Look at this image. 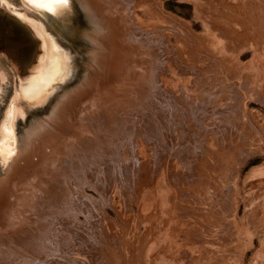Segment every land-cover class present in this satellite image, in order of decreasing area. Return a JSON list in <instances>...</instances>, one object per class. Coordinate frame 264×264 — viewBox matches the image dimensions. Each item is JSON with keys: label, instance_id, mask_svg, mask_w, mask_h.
I'll use <instances>...</instances> for the list:
<instances>
[{"label": "rangeland", "instance_id": "1", "mask_svg": "<svg viewBox=\"0 0 264 264\" xmlns=\"http://www.w3.org/2000/svg\"><path fill=\"white\" fill-rule=\"evenodd\" d=\"M72 79L0 169V264H264V0H73Z\"/></svg>", "mask_w": 264, "mask_h": 264}, {"label": "water", "instance_id": "2", "mask_svg": "<svg viewBox=\"0 0 264 264\" xmlns=\"http://www.w3.org/2000/svg\"><path fill=\"white\" fill-rule=\"evenodd\" d=\"M77 25L73 0H0V169L10 164L17 129L29 112L47 107L72 79L69 46L44 24Z\"/></svg>", "mask_w": 264, "mask_h": 264}, {"label": "bare ground", "instance_id": "3", "mask_svg": "<svg viewBox=\"0 0 264 264\" xmlns=\"http://www.w3.org/2000/svg\"><path fill=\"white\" fill-rule=\"evenodd\" d=\"M15 153H16V148H15V152H14V155H15ZM14 155H13V156H14ZM12 160H13V158H12ZM11 162H12V161H11Z\"/></svg>", "mask_w": 264, "mask_h": 264}]
</instances>
